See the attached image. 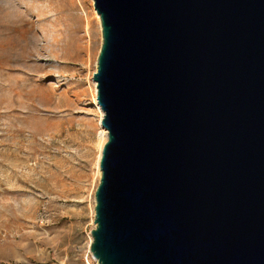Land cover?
<instances>
[{"label": "water", "instance_id": "95a60500", "mask_svg": "<svg viewBox=\"0 0 264 264\" xmlns=\"http://www.w3.org/2000/svg\"><path fill=\"white\" fill-rule=\"evenodd\" d=\"M94 1L93 257L264 264V0Z\"/></svg>", "mask_w": 264, "mask_h": 264}, {"label": "rangeland", "instance_id": "374dc122", "mask_svg": "<svg viewBox=\"0 0 264 264\" xmlns=\"http://www.w3.org/2000/svg\"><path fill=\"white\" fill-rule=\"evenodd\" d=\"M102 44L93 0H0V264L91 259Z\"/></svg>", "mask_w": 264, "mask_h": 264}, {"label": "bare ground", "instance_id": "6f19581e", "mask_svg": "<svg viewBox=\"0 0 264 264\" xmlns=\"http://www.w3.org/2000/svg\"><path fill=\"white\" fill-rule=\"evenodd\" d=\"M93 1H94V0H93ZM94 7H95V1H94ZM95 10H96V8H95ZM96 11H97V10H96ZM97 13H98V12H97ZM99 16H100V15L98 14V18H99V20H100L101 18H100ZM94 82H95V81H94ZM95 83H96V82H95ZM96 84H97V83H96ZM97 102H98V100H97ZM95 105H96L97 110H98V112H99V114H100V121H99V124H100V126H101L100 138H101L102 141H104V143H106L107 140H108V131H107V129L104 128L103 125H102V120H103V117H104V112H103V110L101 109V107L99 106L98 103H96ZM103 145H104V144H103Z\"/></svg>", "mask_w": 264, "mask_h": 264}, {"label": "built area", "instance_id": "2783aa9c", "mask_svg": "<svg viewBox=\"0 0 264 264\" xmlns=\"http://www.w3.org/2000/svg\"><path fill=\"white\" fill-rule=\"evenodd\" d=\"M91 259L89 258V255L86 258V264H98V261L93 257L91 254Z\"/></svg>", "mask_w": 264, "mask_h": 264}]
</instances>
